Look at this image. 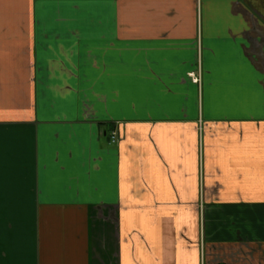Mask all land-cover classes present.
<instances>
[{
    "label": "crops",
    "instance_id": "obj_1",
    "mask_svg": "<svg viewBox=\"0 0 264 264\" xmlns=\"http://www.w3.org/2000/svg\"><path fill=\"white\" fill-rule=\"evenodd\" d=\"M0 264H264V0H0Z\"/></svg>",
    "mask_w": 264,
    "mask_h": 264
},
{
    "label": "built area",
    "instance_id": "obj_2",
    "mask_svg": "<svg viewBox=\"0 0 264 264\" xmlns=\"http://www.w3.org/2000/svg\"><path fill=\"white\" fill-rule=\"evenodd\" d=\"M115 134L114 133H111V136H110V139H111V142H114L115 141Z\"/></svg>",
    "mask_w": 264,
    "mask_h": 264
}]
</instances>
